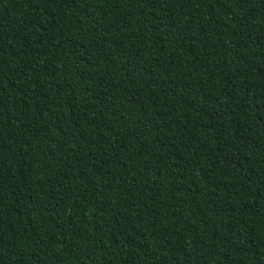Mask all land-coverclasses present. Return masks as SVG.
<instances>
[{"label":"trees","instance_id":"obj_1","mask_svg":"<svg viewBox=\"0 0 264 264\" xmlns=\"http://www.w3.org/2000/svg\"><path fill=\"white\" fill-rule=\"evenodd\" d=\"M0 264H264V0H0Z\"/></svg>","mask_w":264,"mask_h":264}]
</instances>
